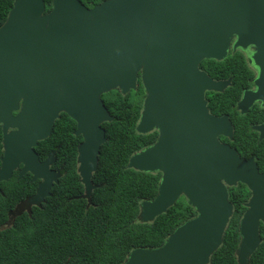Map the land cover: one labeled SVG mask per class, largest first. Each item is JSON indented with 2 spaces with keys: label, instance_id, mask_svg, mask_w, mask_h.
Returning a JSON list of instances; mask_svg holds the SVG:
<instances>
[{
  "label": "water",
  "instance_id": "95a60500",
  "mask_svg": "<svg viewBox=\"0 0 264 264\" xmlns=\"http://www.w3.org/2000/svg\"><path fill=\"white\" fill-rule=\"evenodd\" d=\"M233 36L234 48L256 45L250 58L264 73V0H102L92 7L51 0L48 12L44 0H13L0 26V180L21 163L22 173L41 182L12 214L39 206L58 183L60 174L49 169L55 151L39 162L33 148L50 136L62 112L82 137L76 170L84 193L78 198L90 205L99 186L92 174L106 142L101 124L113 120L101 96L125 95L139 77L145 98L135 130L158 135L126 167L161 176L155 196L140 202L137 220L153 222L181 197L195 216L161 246L133 249L121 264H208L233 214L228 187L238 182L249 185L251 197L235 253L237 264H249L264 225L263 176L218 140L230 125L206 107L205 93L224 91L230 80L216 81L199 69L203 60H223ZM256 96L245 93L238 108L247 109Z\"/></svg>",
  "mask_w": 264,
  "mask_h": 264
},
{
  "label": "trees",
  "instance_id": "16d2710c",
  "mask_svg": "<svg viewBox=\"0 0 264 264\" xmlns=\"http://www.w3.org/2000/svg\"><path fill=\"white\" fill-rule=\"evenodd\" d=\"M80 1L92 7L102 0ZM44 2L45 8H50L51 0ZM12 3L13 0H0V24ZM228 60H205L201 66L218 79L224 77ZM213 94L220 112L226 111L230 98L236 97L232 88ZM143 97L139 81L137 88L125 95L112 90L101 96L113 120L101 124L106 142L100 148L97 169L92 174L93 183L99 186L92 191V204L88 207L84 199L77 198L83 192L75 159L80 137L73 134L75 122L61 114L52 136L40 143V152L46 157L50 148L60 145L56 161L64 163V177L53 187L52 195L42 207L34 208L30 215L17 217L9 226H3L0 218V264H121L133 249L161 246L177 226L195 216L194 209L181 197L153 222L137 220L140 202L155 196L160 180L159 173L126 167L132 154L152 145L157 137L156 131L139 134L135 130ZM50 139L54 142L46 150ZM245 191L246 187L228 189L233 214L222 244L208 264H237L238 224L245 211L241 203L245 201ZM259 228L261 242L249 264H264V225Z\"/></svg>",
  "mask_w": 264,
  "mask_h": 264
},
{
  "label": "flooded vegetation",
  "instance_id": "af4514ba",
  "mask_svg": "<svg viewBox=\"0 0 264 264\" xmlns=\"http://www.w3.org/2000/svg\"><path fill=\"white\" fill-rule=\"evenodd\" d=\"M48 11H50V8L48 9L45 8V12ZM242 37H243L242 38L243 41L245 42L246 35H242ZM234 39L235 37L233 36L226 51L227 54L225 58H229V60L225 64L227 70L224 72L225 73L224 77H221L220 75L221 78L217 79L212 77L208 72H206L204 68L201 66L202 62L205 60L201 61L199 65V69L206 72L212 79L216 81L230 80V84L224 89V91L228 88H232V95H236V97L230 98L231 102L229 103V107L226 109V111L220 112L217 107L218 103L216 101V98L214 97V94L211 95V93H222L224 91L222 92L209 91L205 93L206 107L210 115L216 117H225V119L230 125V130H228V132H226L225 135H219L218 140L222 144H225L229 148L233 149L241 159L247 162L251 161V165H253L254 170L256 169L257 171V173L255 171L253 174L259 177L263 176L260 179L261 183L259 184V186L264 187V96L262 95L264 94V73L261 74L260 69L254 66L253 61L250 58L253 53H256V45H246L245 47L238 46L234 48L233 47ZM138 81L140 82L139 77H137L136 88L138 86ZM247 92L250 93L256 92L257 98L247 109L242 111L241 109L238 108L237 105L238 102H240L243 99L245 93ZM144 98H145V91L142 100V105ZM142 105H141L140 113L142 110ZM16 114L17 112H13V115ZM61 114H65V113L63 112L60 113L58 118L54 121L50 136H48L44 140L38 141L37 145L33 148V150L38 156L39 162H44L47 159L48 154L52 151H55L54 161L52 164H50L49 169L60 174V177L58 178L59 180L64 177V173H63L64 163H58L56 161L57 159L56 154L60 145L57 144L55 148H50L46 154V157H42L41 156L42 153L40 152L41 150L40 143L46 141L52 136L55 124L56 122L59 121ZM75 129H76V124H75ZM12 131L15 130L8 129L5 132L9 133ZM3 136H4L3 123H0V168L2 165V159L4 155ZM79 137H80V141L76 145L75 159H77L78 145L82 142V137L81 136ZM63 138L65 141H67V138L65 136H63ZM50 142L51 139L46 144V148H45L46 150L48 149L49 145L53 144L54 141H52L51 143ZM22 168L23 165L21 163L18 164L11 171L10 176L7 179L0 180V218L3 220L2 223L4 224L3 226H9L13 224L15 219L17 217L22 216L23 214L30 215L34 208L42 207V205L45 203L47 198L45 197L44 202H41L39 206H36L34 204H29L25 209H23L19 213L12 214V212L15 211L16 209L19 210L18 206L21 203L28 200L31 196H33L36 193L37 187L41 182V180L39 179L32 180L33 176L29 172L22 173ZM76 169H77V163H76ZM78 181L81 184L79 175H78ZM57 184H54L53 187ZM81 186L83 187L82 184ZM53 187L50 189V193ZM230 187H246L247 191L244 192L245 201L241 202L242 205L245 207V204L248 202V200L251 197V193L247 188L249 187V185L238 182L236 185ZM230 187H228V189ZM83 193H84V187H83V192L80 195H82ZM90 204H92V202ZM86 207H87V201H86ZM246 209L247 208L245 207V210Z\"/></svg>",
  "mask_w": 264,
  "mask_h": 264
}]
</instances>
